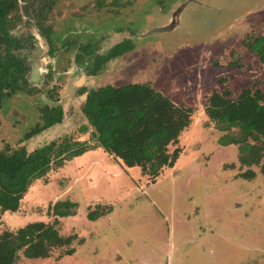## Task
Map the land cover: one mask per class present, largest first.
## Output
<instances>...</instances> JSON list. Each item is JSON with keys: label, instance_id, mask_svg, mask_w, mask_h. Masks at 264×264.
Segmentation results:
<instances>
[{"label": "rangeland", "instance_id": "374dc122", "mask_svg": "<svg viewBox=\"0 0 264 264\" xmlns=\"http://www.w3.org/2000/svg\"><path fill=\"white\" fill-rule=\"evenodd\" d=\"M54 2L50 43L35 41L43 54L35 49L28 59L39 63L41 81L30 84L32 95L5 98L0 149L31 152L63 140L91 147L32 180L17 211L0 210V233L40 221L73 238L44 259L19 253L15 264H264V176L258 166L247 173L237 146L218 145L221 133L204 114L212 91L227 88L235 98L255 87L264 94V68L242 47L246 38L264 35V0ZM125 40L131 50L94 77L87 75L90 62H76L89 45L93 55L105 54ZM128 83H148L192 111L190 127L168 148L179 152L177 160L154 181L97 146L91 128L79 132L87 125L80 108L88 90ZM46 105L61 106L62 122L22 141ZM61 200L78 207L55 221L48 207ZM98 205L111 212L89 221L86 214ZM70 248L74 253L64 255Z\"/></svg>", "mask_w": 264, "mask_h": 264}, {"label": "trees", "instance_id": "16d2710c", "mask_svg": "<svg viewBox=\"0 0 264 264\" xmlns=\"http://www.w3.org/2000/svg\"><path fill=\"white\" fill-rule=\"evenodd\" d=\"M34 1L36 6L40 4V0ZM54 3V0H46V8L41 6L46 16ZM16 5V0H0V33L5 45L4 51L0 52V109L5 98L11 95H32L37 91L28 82L30 66L27 58L22 57L21 52L14 53L22 46L16 44L8 34V16ZM242 47L253 54L264 68V35L246 38ZM88 48L82 50L84 53L77 56L76 62L80 65L90 62L87 75L94 77L110 60L131 50V44L127 40L122 41L105 54L93 55ZM229 65L239 67L236 62ZM83 91L85 88L79 93ZM231 95L227 88L221 92L212 91L204 105L205 117L221 133L218 145L237 146L238 163L247 168V173L251 167L258 166L264 176V94L254 87L241 90L235 98ZM80 110L87 122V125L79 128L80 133H86L91 128L97 146L125 167H138L143 175L153 181L164 168L174 165L179 152L176 149L169 152L168 148L178 142L192 123L189 108L175 105L148 83L90 89ZM39 112L40 121L23 135L22 141L63 120L60 105H46ZM90 147L85 142L70 140L58 144L52 142L31 152L23 146H4L0 149V210L17 211L32 180L43 177L51 169L60 167L65 160L81 155ZM77 207L76 202L61 200L48 207V214L58 221L74 216ZM110 212V208L102 209L98 205L86 217L93 222ZM72 240V237H61L53 225L40 221L28 223L14 231L5 230L0 233V264H15L19 253L26 259H44L53 249L69 246ZM73 253L74 249L70 248L64 255Z\"/></svg>", "mask_w": 264, "mask_h": 264}, {"label": "flooded vegetation", "instance_id": "af4514ba", "mask_svg": "<svg viewBox=\"0 0 264 264\" xmlns=\"http://www.w3.org/2000/svg\"><path fill=\"white\" fill-rule=\"evenodd\" d=\"M33 1L34 0H16L17 2L16 8L14 11H12L9 14L8 16L9 21L7 24L9 38H11L16 44L22 46V49H17L14 51V53L18 54L19 52H21V56L27 58V63L30 66V71L32 69L31 64L34 61L30 63L28 62V59L34 56V54H32L33 51H35L36 49L37 54L39 56H42L43 54L41 49L35 48L36 47L35 43L36 42L38 43V41L40 39L42 40V38L46 40V42L50 43L51 40L50 37L54 29V27L49 26V23L47 24L48 22L47 17L53 7L46 16V11L42 9L43 7L44 9L46 8L45 6L46 0H40V4L38 6H36L35 1L34 2ZM41 6L43 7L41 8ZM42 14H44L43 17L41 16ZM16 21L20 23V25L14 26V22ZM26 26L30 27L31 29L29 32L30 36L27 38H23L22 36H19V33L20 30ZM66 41L68 43V40ZM31 47L32 49H30ZM4 49H5V45L4 43H2V35L0 33V52L4 51ZM39 77L41 81V71ZM28 82H29V74H28Z\"/></svg>", "mask_w": 264, "mask_h": 264}, {"label": "water", "instance_id": "95a60500", "mask_svg": "<svg viewBox=\"0 0 264 264\" xmlns=\"http://www.w3.org/2000/svg\"><path fill=\"white\" fill-rule=\"evenodd\" d=\"M31 67H32V69H31V71L29 73V83L31 85H36V84H38L40 82L39 75H40L41 69L39 68V63H37V62H33L31 64Z\"/></svg>", "mask_w": 264, "mask_h": 264}, {"label": "crops", "instance_id": "0c3cea01", "mask_svg": "<svg viewBox=\"0 0 264 264\" xmlns=\"http://www.w3.org/2000/svg\"><path fill=\"white\" fill-rule=\"evenodd\" d=\"M112 156V155H111Z\"/></svg>", "mask_w": 264, "mask_h": 264}]
</instances>
